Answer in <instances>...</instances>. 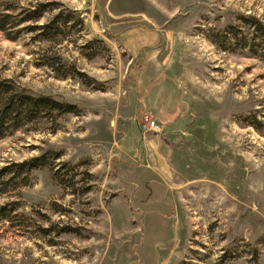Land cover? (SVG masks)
Listing matches in <instances>:
<instances>
[{"label": "rangeland", "instance_id": "obj_1", "mask_svg": "<svg viewBox=\"0 0 264 264\" xmlns=\"http://www.w3.org/2000/svg\"><path fill=\"white\" fill-rule=\"evenodd\" d=\"M2 1L0 80L76 113L0 138V264H264V0Z\"/></svg>", "mask_w": 264, "mask_h": 264}, {"label": "trees", "instance_id": "obj_2", "mask_svg": "<svg viewBox=\"0 0 264 264\" xmlns=\"http://www.w3.org/2000/svg\"><path fill=\"white\" fill-rule=\"evenodd\" d=\"M3 1L0 0V30L6 32L7 29L20 26L30 21H38L42 18L44 10H35L31 15L20 18L17 22H12L19 16L11 15L2 10ZM61 16L56 17V20ZM54 20V21H56ZM66 22H68L65 19ZM243 21L252 30L250 47L264 45V23L254 16L245 17ZM9 23L11 24L10 27ZM37 26L36 28H39ZM255 56L264 58V55ZM55 113L64 115L76 113V107L56 100L55 98L34 94L24 88L13 79L0 80V138L12 135L25 126L42 119L54 118Z\"/></svg>", "mask_w": 264, "mask_h": 264}, {"label": "built area", "instance_id": "obj_3", "mask_svg": "<svg viewBox=\"0 0 264 264\" xmlns=\"http://www.w3.org/2000/svg\"><path fill=\"white\" fill-rule=\"evenodd\" d=\"M142 121L148 131L162 132V126L156 120H154L150 114H144L142 116Z\"/></svg>", "mask_w": 264, "mask_h": 264}, {"label": "crops", "instance_id": "obj_4", "mask_svg": "<svg viewBox=\"0 0 264 264\" xmlns=\"http://www.w3.org/2000/svg\"><path fill=\"white\" fill-rule=\"evenodd\" d=\"M162 63L161 62H158V64H157V69H158V75H160L161 74V72H159L161 69H162ZM145 70V67H142L141 68V70L140 71H144ZM143 81H147L146 79H143ZM166 91H167V96H166V98L167 99H169V101L171 102V99L173 98V97H175L176 98V95H177V90H176V88L174 87H171V89L169 88V89H166ZM148 107H149V110H148V108H147V106L146 105H144L143 106V108H145V113L144 114H146V113H152V112H154V108H152V109H150V106L148 105ZM158 115V114H157ZM167 129V128H166Z\"/></svg>", "mask_w": 264, "mask_h": 264}]
</instances>
